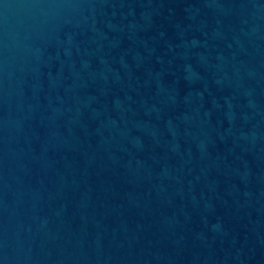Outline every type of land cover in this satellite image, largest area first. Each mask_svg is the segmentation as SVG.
I'll return each mask as SVG.
<instances>
[{"label": "water", "instance_id": "obj_1", "mask_svg": "<svg viewBox=\"0 0 264 264\" xmlns=\"http://www.w3.org/2000/svg\"><path fill=\"white\" fill-rule=\"evenodd\" d=\"M0 264H264V0H0Z\"/></svg>", "mask_w": 264, "mask_h": 264}]
</instances>
